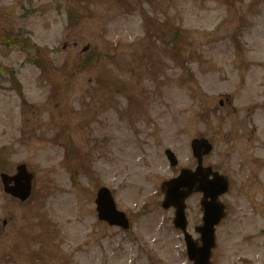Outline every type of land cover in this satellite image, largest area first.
Listing matches in <instances>:
<instances>
[{"label": "rangeland", "instance_id": "rangeland-1", "mask_svg": "<svg viewBox=\"0 0 264 264\" xmlns=\"http://www.w3.org/2000/svg\"><path fill=\"white\" fill-rule=\"evenodd\" d=\"M128 1L117 5L116 0H0V39L23 26L32 33L44 62L53 63L42 77L25 60L33 48L25 54L0 45V64L17 73L26 104L23 110L18 94L7 88L0 72V152L7 159L6 172L34 158L39 168L32 169L39 171L37 182L41 181L36 191L47 193L40 203L34 199L25 205L5 197L0 184V264H188L181 235L169 221L171 214L156 208L144 216L139 209L156 206L161 200L156 193L160 183L174 174L163 150L172 149L179 165L191 167L189 141L204 133L215 143L208 161L217 168L231 165L234 186L241 193H255L251 184L243 185L247 175L235 170L240 151L237 135L229 138L226 132L229 125L235 127V116L231 113L224 123L210 118L205 125L198 114L217 106L215 97L220 93L232 95L239 116L255 102L264 108V0H233L232 5L225 0ZM73 8L81 12L82 21L68 29L66 12ZM127 8L135 11L124 13ZM175 25L184 32L188 52L182 50L178 57L161 44V35H169ZM234 37L239 39L240 52ZM86 46L101 53L100 64L72 74ZM181 60H187L208 100L192 96L177 65ZM65 61V69L57 70ZM111 73L136 87L128 93L141 98L139 108L132 103L130 111L131 102L113 87L99 89L103 95L97 100L84 96L93 91V80L114 79ZM81 101L88 106L81 107ZM92 107L98 112L88 119ZM44 118L51 119L54 127L62 124L68 132L52 140L56 130L45 128ZM93 137L102 141V148ZM66 149L76 150L79 161L64 164ZM244 154L250 158L248 148ZM84 158L91 164L88 173L81 169ZM92 178L97 181L92 183ZM100 186L113 189L122 210L133 215L131 232L97 220L94 198ZM60 189L62 193H50ZM192 203V221L197 224L196 201ZM238 204L241 225L230 216L226 221L230 225L219 229L214 264H239L241 258L242 264H264L262 239L255 236L243 201ZM43 235L47 242L40 240ZM34 256L40 259L35 262Z\"/></svg>", "mask_w": 264, "mask_h": 264}, {"label": "water", "instance_id": "water-1", "mask_svg": "<svg viewBox=\"0 0 264 264\" xmlns=\"http://www.w3.org/2000/svg\"><path fill=\"white\" fill-rule=\"evenodd\" d=\"M5 182L8 181L4 180ZM21 190V189H19ZM22 192V191H20ZM19 194L18 196H20L23 200L24 198V194L20 195L22 193H17ZM182 199V196L179 195V200ZM168 205L173 204V205H179L178 202L174 201L173 199H169L168 201ZM97 204H98V211H99V216L101 219H105L107 220L110 224L114 223V224H124V219L122 214H119L115 211L114 208V204L112 202V199L109 195V193L106 190H101L98 194V199H97Z\"/></svg>", "mask_w": 264, "mask_h": 264}]
</instances>
